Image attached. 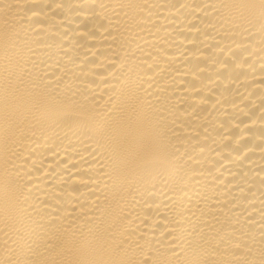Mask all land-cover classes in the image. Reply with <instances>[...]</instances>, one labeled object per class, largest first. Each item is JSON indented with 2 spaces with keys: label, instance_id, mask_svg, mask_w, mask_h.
I'll return each instance as SVG.
<instances>
[{
  "label": "bare ground",
  "instance_id": "1",
  "mask_svg": "<svg viewBox=\"0 0 264 264\" xmlns=\"http://www.w3.org/2000/svg\"><path fill=\"white\" fill-rule=\"evenodd\" d=\"M0 264H264V0H0Z\"/></svg>",
  "mask_w": 264,
  "mask_h": 264
}]
</instances>
